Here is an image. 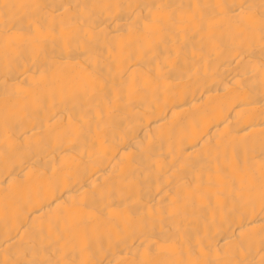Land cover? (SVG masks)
<instances>
[{"label": "bare ground", "instance_id": "bare-ground-1", "mask_svg": "<svg viewBox=\"0 0 264 264\" xmlns=\"http://www.w3.org/2000/svg\"><path fill=\"white\" fill-rule=\"evenodd\" d=\"M0 264H264V0H0Z\"/></svg>", "mask_w": 264, "mask_h": 264}]
</instances>
